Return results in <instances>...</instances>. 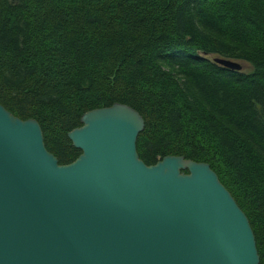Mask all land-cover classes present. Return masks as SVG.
<instances>
[{
	"label": "trees",
	"instance_id": "obj_1",
	"mask_svg": "<svg viewBox=\"0 0 264 264\" xmlns=\"http://www.w3.org/2000/svg\"><path fill=\"white\" fill-rule=\"evenodd\" d=\"M116 102L145 119L146 164H210L264 264V0H0V104L38 120L60 164L82 115Z\"/></svg>",
	"mask_w": 264,
	"mask_h": 264
},
{
	"label": "water",
	"instance_id": "obj_2",
	"mask_svg": "<svg viewBox=\"0 0 264 264\" xmlns=\"http://www.w3.org/2000/svg\"><path fill=\"white\" fill-rule=\"evenodd\" d=\"M232 70L235 59L215 57ZM68 132L60 164L35 118L0 104V264H259L249 218L207 162L139 156L145 119L116 102Z\"/></svg>",
	"mask_w": 264,
	"mask_h": 264
},
{
	"label": "rangeland",
	"instance_id": "obj_3",
	"mask_svg": "<svg viewBox=\"0 0 264 264\" xmlns=\"http://www.w3.org/2000/svg\"><path fill=\"white\" fill-rule=\"evenodd\" d=\"M238 61H240V62L243 64V69H248V68H250V64H249V63H247V62H245V61H242V60H238Z\"/></svg>",
	"mask_w": 264,
	"mask_h": 264
}]
</instances>
